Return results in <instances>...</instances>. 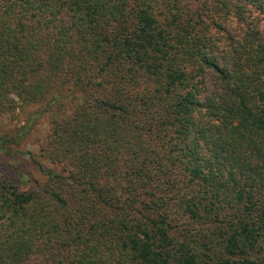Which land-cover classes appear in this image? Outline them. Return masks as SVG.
<instances>
[{"label": "trees", "instance_id": "obj_1", "mask_svg": "<svg viewBox=\"0 0 264 264\" xmlns=\"http://www.w3.org/2000/svg\"><path fill=\"white\" fill-rule=\"evenodd\" d=\"M3 116L0 264H264V0H0Z\"/></svg>", "mask_w": 264, "mask_h": 264}, {"label": "rangeland", "instance_id": "obj_2", "mask_svg": "<svg viewBox=\"0 0 264 264\" xmlns=\"http://www.w3.org/2000/svg\"><path fill=\"white\" fill-rule=\"evenodd\" d=\"M23 118L24 117L22 115L21 119H23ZM22 122H23L22 120L18 121V119H14L12 121V120H10V118H8V116H3L0 119V133L9 129L8 127L14 128V127L20 126ZM46 127L47 126H46V123H44V121H42L41 123L36 125V128L34 129L35 131L33 132V135L31 137H28L27 139H25V141H23V143L21 144L20 148L22 150H35V139L37 137L43 136L44 132L46 131Z\"/></svg>", "mask_w": 264, "mask_h": 264}]
</instances>
